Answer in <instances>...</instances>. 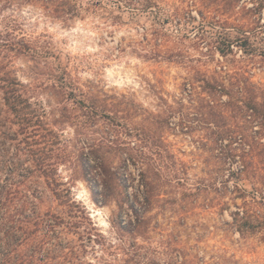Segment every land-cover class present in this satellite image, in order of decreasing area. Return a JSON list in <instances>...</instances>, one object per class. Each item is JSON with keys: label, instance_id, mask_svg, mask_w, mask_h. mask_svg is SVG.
Masks as SVG:
<instances>
[{"label": "rangeland", "instance_id": "rangeland-1", "mask_svg": "<svg viewBox=\"0 0 264 264\" xmlns=\"http://www.w3.org/2000/svg\"><path fill=\"white\" fill-rule=\"evenodd\" d=\"M75 2L82 9L69 19L38 2L0 11V30L17 25L53 56L19 57L12 64L29 96L47 110L46 127L58 134L51 155L62 184L58 196L43 178L34 180L29 196L40 199L42 213L71 210L84 218L94 242L79 264H167L170 248L186 264H264L263 188H253L248 174L229 177L241 163L225 161L228 140H220L207 108V84L213 82L223 85L222 101L240 81L264 95V0H121V9L114 0ZM52 71H66L68 81L108 106L106 116L117 130L138 135L124 131L126 142L144 146L143 166L108 162L105 196L94 183L90 167L96 161L88 149L103 135L102 125L80 126L70 103L67 119L55 123L62 120V105ZM250 135L256 148L248 171L263 178L264 129L255 125ZM146 183L154 189L143 205ZM136 196L142 209L134 203L141 216L134 233L126 225L133 212L119 204ZM246 201H253L251 208ZM247 209L261 218L242 221Z\"/></svg>", "mask_w": 264, "mask_h": 264}, {"label": "trees", "instance_id": "trees-1", "mask_svg": "<svg viewBox=\"0 0 264 264\" xmlns=\"http://www.w3.org/2000/svg\"><path fill=\"white\" fill-rule=\"evenodd\" d=\"M114 1L117 8L121 9V0ZM22 2H38L44 7H52L54 13L68 19L82 9L75 0H0V11L7 5H21ZM2 22L0 20V29ZM3 27L4 30H0V174L5 172V178L2 181L0 177V264H79L87 244L94 242L91 238L92 229L84 225V218L78 217L71 210L42 213L36 205V201L40 199L28 194L34 180L43 178L53 195L58 196L57 187L62 184L55 178L56 164L51 160L52 141L58 139V134L46 127L44 119L48 114L47 110L42 103L29 96V87L17 79L12 69L15 58L42 61L53 56L46 44L40 45L36 38L30 39L17 25ZM229 45L230 43L227 48ZM65 76L66 71L56 74L52 71L50 74V77L56 78L52 87L56 91L58 105H62V120L55 123L60 125L67 119L65 112L67 103H70L75 111L73 121L80 126L102 125L103 135L91 140L88 149L96 161L95 166L90 167L91 172L96 171L98 177L94 183H98L100 194L105 196L109 190L108 162L118 158L136 167L143 166L144 146L126 142L122 138L124 131L127 132L126 136L135 139L138 135L125 128L117 130L109 116H106L108 106L100 104L95 97L84 94ZM207 85L209 123L216 128L220 140H228L222 149L225 161L229 166L236 159L241 163L236 170H230L229 177L239 180L242 175L248 174L247 179L254 181L250 183L253 188H263L260 192L264 199V177L256 179L248 171V163L256 148L250 135L252 127L258 125L264 129V95L256 92L253 84L240 81L236 85L237 92L232 96L228 95V100L222 101L218 92L224 89L223 85L220 82ZM228 118L233 120L232 126L226 124ZM144 188L143 205L149 202L154 187L151 183H146ZM234 189L242 190L236 185ZM252 202L246 201V208H251ZM134 203L141 211L142 206L137 202V196L134 202L127 198L119 205H129L133 215L128 217L126 225L137 233L141 227V216L134 208ZM249 212L251 210L247 209L240 219L261 218L260 214ZM64 236L67 237V242L62 245ZM167 256V264H186L185 258L172 248L168 249Z\"/></svg>", "mask_w": 264, "mask_h": 264}]
</instances>
